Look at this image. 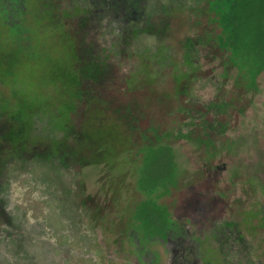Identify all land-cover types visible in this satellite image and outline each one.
<instances>
[{"label":"rangeland","instance_id":"374dc122","mask_svg":"<svg viewBox=\"0 0 264 264\" xmlns=\"http://www.w3.org/2000/svg\"><path fill=\"white\" fill-rule=\"evenodd\" d=\"M0 264H264V0H0Z\"/></svg>","mask_w":264,"mask_h":264}]
</instances>
